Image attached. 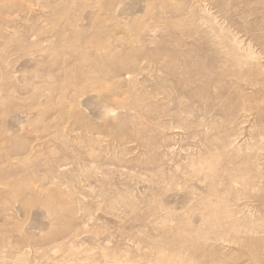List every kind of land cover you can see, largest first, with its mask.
I'll return each mask as SVG.
<instances>
[{
    "label": "rangeland",
    "instance_id": "1",
    "mask_svg": "<svg viewBox=\"0 0 264 264\" xmlns=\"http://www.w3.org/2000/svg\"><path fill=\"white\" fill-rule=\"evenodd\" d=\"M0 264H264V0H0Z\"/></svg>",
    "mask_w": 264,
    "mask_h": 264
}]
</instances>
